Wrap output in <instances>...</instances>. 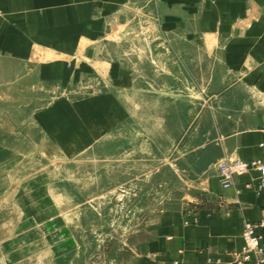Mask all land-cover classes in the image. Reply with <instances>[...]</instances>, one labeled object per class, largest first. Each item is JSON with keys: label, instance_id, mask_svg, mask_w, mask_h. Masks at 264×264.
Listing matches in <instances>:
<instances>
[{"label": "rangeland", "instance_id": "rangeland-1", "mask_svg": "<svg viewBox=\"0 0 264 264\" xmlns=\"http://www.w3.org/2000/svg\"><path fill=\"white\" fill-rule=\"evenodd\" d=\"M143 12L126 10V26L71 54L49 42L22 54L0 45V264H156L143 249L157 239L162 217L210 204L207 178L230 159L219 158L218 142L250 113L227 111L230 99L212 95L230 81L217 78L221 66L194 43L203 39L192 19L162 32L158 16L148 21ZM90 48L120 62L132 82L117 86L90 63ZM157 55L172 62L174 76ZM54 60L70 69L67 77H44L42 66ZM238 87L241 109L251 96ZM104 93L125 105L127 119L63 152L38 114Z\"/></svg>", "mask_w": 264, "mask_h": 264}, {"label": "crops", "instance_id": "crops-1", "mask_svg": "<svg viewBox=\"0 0 264 264\" xmlns=\"http://www.w3.org/2000/svg\"><path fill=\"white\" fill-rule=\"evenodd\" d=\"M159 1L156 5L155 0H0V45L18 54L44 42L65 54H71L82 43L93 48L92 42L102 35L126 26L123 17L128 9L145 11L148 21L157 15L158 31L162 32L191 25L192 19L193 31L203 39L194 43L200 44L213 57V63L221 66L217 78L230 81L212 95L230 99L227 111H241L247 117L250 113L247 119L243 118L245 124H237L220 139L222 152L215 159L237 157L245 162H264V0ZM89 55L90 63L110 73L117 86L132 82L131 72L116 65L120 62L100 59L93 49ZM155 59L162 64L163 73L174 76V67L166 56L157 55ZM69 70L62 61L42 66L47 78L67 77ZM241 85L251 97L243 101L240 109L235 106L239 103L235 97ZM195 103L201 105V101ZM110 108L112 111L107 113ZM93 116L97 117L96 123L92 122ZM127 117V108L111 93L77 101L60 100L38 114L48 135L65 153L104 138ZM207 181L204 188L210 204L194 214L164 215L157 239L144 245L147 262L237 264L234 253L243 244L244 222L264 224V188L259 185V173L250 168L226 188L217 171ZM256 230L264 240V225Z\"/></svg>", "mask_w": 264, "mask_h": 264}, {"label": "built area", "instance_id": "built-area-1", "mask_svg": "<svg viewBox=\"0 0 264 264\" xmlns=\"http://www.w3.org/2000/svg\"><path fill=\"white\" fill-rule=\"evenodd\" d=\"M250 167H254L259 173V185L264 188V162L254 160L245 162L237 157L223 160L218 163V173L223 187H228L233 179L245 173ZM262 222L255 224L245 221L242 230L243 244L241 249L234 253V261L241 264L251 261V264H264V240L262 235L256 230L258 226H263Z\"/></svg>", "mask_w": 264, "mask_h": 264}, {"label": "bare ground", "instance_id": "bare-ground-1", "mask_svg": "<svg viewBox=\"0 0 264 264\" xmlns=\"http://www.w3.org/2000/svg\"><path fill=\"white\" fill-rule=\"evenodd\" d=\"M250 168H253V169H255L254 167H250ZM250 168H249V169H250ZM230 185H231V184H230ZM230 185H229V186H230ZM229 186H228V187H229ZM225 188H226V187H225ZM242 240H243V239H242Z\"/></svg>", "mask_w": 264, "mask_h": 264}]
</instances>
